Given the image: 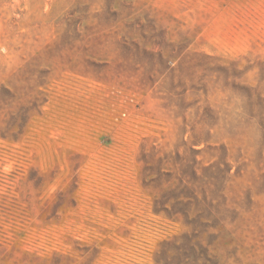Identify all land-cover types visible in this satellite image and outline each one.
<instances>
[{"label":"rangeland","instance_id":"obj_1","mask_svg":"<svg viewBox=\"0 0 264 264\" xmlns=\"http://www.w3.org/2000/svg\"><path fill=\"white\" fill-rule=\"evenodd\" d=\"M0 264H264V0H0Z\"/></svg>","mask_w":264,"mask_h":264}]
</instances>
